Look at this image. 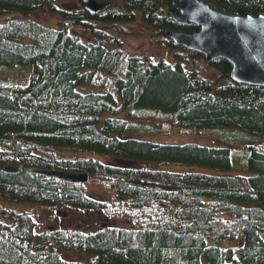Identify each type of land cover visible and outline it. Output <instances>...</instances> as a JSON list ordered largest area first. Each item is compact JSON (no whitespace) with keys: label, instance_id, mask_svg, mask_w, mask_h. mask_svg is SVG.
Returning a JSON list of instances; mask_svg holds the SVG:
<instances>
[{"label":"trees","instance_id":"16d2710c","mask_svg":"<svg viewBox=\"0 0 264 264\" xmlns=\"http://www.w3.org/2000/svg\"><path fill=\"white\" fill-rule=\"evenodd\" d=\"M59 1L0 0V66L31 65L34 75L27 84L0 83V264H264V147L150 136L171 129L208 136L219 127L264 135V87L233 81L223 58L206 62L218 70L214 79L201 76L195 65L203 55L166 35L198 29L172 19L173 0H106L99 11L83 4L62 9ZM203 1L225 13H264V0ZM41 9L58 14L60 25L31 18ZM137 20L179 49L173 63L130 54L120 38L94 24L121 25L122 32ZM145 115L159 122L143 121ZM56 151L85 156L62 158ZM5 166L20 170L8 173ZM43 171L88 179L64 181ZM91 181L120 201L89 196L84 185ZM17 203L123 215L139 225L38 232L30 212L6 205ZM237 238L234 246L218 243ZM57 249L88 260L64 259Z\"/></svg>","mask_w":264,"mask_h":264},{"label":"rangeland","instance_id":"374dc122","mask_svg":"<svg viewBox=\"0 0 264 264\" xmlns=\"http://www.w3.org/2000/svg\"><path fill=\"white\" fill-rule=\"evenodd\" d=\"M97 1V0H96ZM85 0H60L59 4L62 9H77L80 5H84ZM98 3L102 4L100 10L105 9L107 6L106 0H98ZM31 18L34 20L49 26H59L60 17L58 14L51 13L47 10L41 9L32 13ZM95 25L105 26L107 31L112 32L118 38L123 41V48L130 54H137L140 56H149L153 61H157L162 58L166 61L173 63L174 53L179 51L177 48H171L155 37L154 31L150 27H146L139 20L122 26V32L119 28L121 25L115 24L112 27L110 23ZM72 31L83 39H91L90 35L86 32L83 27L74 26ZM199 70L198 73L206 78L214 79L218 74V70L212 66L206 64L204 58H200L196 61L195 65ZM33 70L31 65H15V66H0V83H16V84H27L33 77ZM119 117H125L123 113L118 115ZM143 121H149L151 123L159 122V118L143 116ZM164 120L167 127L170 129L172 126L170 123ZM168 128V129H169ZM170 131V132H169ZM169 131H163L158 135L151 134L150 136L159 142H197L205 145H228L237 147L240 149L245 148L248 144H258L264 147V135H255L246 131L239 130L236 127H219L211 129V133L208 136L205 135H183L175 129ZM54 154L57 157L62 158H73V157H84L85 155L56 151ZM95 158L105 162V163H116L119 162L116 159L103 156L95 155ZM161 169L168 170H200L197 167H184L175 164H159ZM86 193L98 200L105 201L107 203H112V201H120L119 196L114 190L108 188L106 185L91 181L85 182ZM18 211H28L31 213L33 218L38 223V232L49 231L53 229L61 230H81L85 232L94 231L105 225H114L121 227H134L138 226L137 221L131 220L123 215L106 214L100 211L92 210H77V209H63L61 211L54 210L49 207L40 206L33 203H17V204H6ZM223 246L237 245L239 243L238 238L233 240H221L218 242ZM60 256L67 260H82L87 261L88 255H78L71 251H66L62 249H57Z\"/></svg>","mask_w":264,"mask_h":264},{"label":"water","instance_id":"95a60500","mask_svg":"<svg viewBox=\"0 0 264 264\" xmlns=\"http://www.w3.org/2000/svg\"><path fill=\"white\" fill-rule=\"evenodd\" d=\"M84 6L99 11L101 3L85 0ZM168 11L178 24L193 23L195 31H169L175 45L201 53L206 62L223 58L231 64L233 81L264 87V13L238 15L214 9L203 0H173ZM19 166H5L3 171L16 173ZM64 181L84 182L87 173L43 171Z\"/></svg>","mask_w":264,"mask_h":264}]
</instances>
